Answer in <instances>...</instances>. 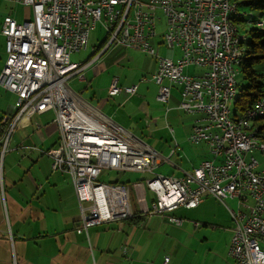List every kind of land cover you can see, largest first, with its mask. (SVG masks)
Wrapping results in <instances>:
<instances>
[{
    "label": "built area",
    "instance_id": "1",
    "mask_svg": "<svg viewBox=\"0 0 264 264\" xmlns=\"http://www.w3.org/2000/svg\"><path fill=\"white\" fill-rule=\"evenodd\" d=\"M33 8V18L18 23L8 16L1 33L6 38L7 59L0 87L15 94L13 111L2 118L0 176L7 145L18 127L30 124L33 115L51 109L60 141L46 153L52 170L71 176L81 209L80 229L133 219L138 216H176L181 207L197 208L204 197L238 200L245 211L232 210L233 236L229 255L235 264H264V168L255 157H264L261 134L234 132L229 126L230 96L239 83L236 65L238 32L226 28V14L238 12L237 2L225 0H12ZM106 30L95 49V60L111 47L125 46L155 56L153 80L159 85L157 100L167 105L171 85L181 86L179 109L200 114L189 134L196 146L205 145L210 159L182 177L157 174L134 183V203L129 187L99 180L103 169L153 173L161 155L79 98L68 82L84 79L85 63H72L71 55L88 46L98 24ZM164 25L160 54L151 40ZM264 29V23L256 25ZM94 60V61H95ZM197 68L194 74L186 68ZM166 81L171 85H167ZM138 86L122 87L114 78L109 96L133 95ZM170 109H168L169 111ZM264 119V98L243 110L244 120ZM6 132L5 126L10 124ZM41 129L40 125H37ZM165 258L164 264H169Z\"/></svg>",
    "mask_w": 264,
    "mask_h": 264
},
{
    "label": "rangeland",
    "instance_id": "2",
    "mask_svg": "<svg viewBox=\"0 0 264 264\" xmlns=\"http://www.w3.org/2000/svg\"><path fill=\"white\" fill-rule=\"evenodd\" d=\"M237 1L239 3L243 2V0ZM239 10L246 29L254 28L257 25L256 22L264 20V14L259 11L251 12L240 5ZM7 16L14 18L18 23H23L33 18V8L12 0H0V60L2 59L4 63L7 58L5 52L6 38L1 36V25ZM164 31V25H159L158 35L151 40V43L156 48L157 43L161 41V34H163ZM105 37L106 30L99 23L90 34L87 48L71 55L70 59L72 63L89 64L84 73L86 81L81 80L80 76H75L69 80L68 85L74 93L81 96L85 101L90 102L94 92L100 95V92L103 91L104 96L109 89L108 83L110 82L111 84L116 76L121 77V84L124 86L139 84V89L135 95L125 93L120 97L114 98L113 96L110 99H115L116 104L120 105V108L125 110L130 118H132L131 121H129L130 118H127L120 124L125 130L137 137L141 136L144 118L146 116L150 118L149 114L143 109L140 101L145 102L150 108V111H159L161 117H163V119H161L162 122L167 125L165 111L175 102L174 94H178L179 102L177 99V109L183 113V111L179 109L181 102V86L171 85L174 86L172 89L173 98L168 107L156 100L157 94L154 92V88L159 85L153 80L154 68L156 67L157 61L155 56L137 48L114 45L102 57L96 60L95 57L92 59L95 49L101 46ZM101 49L100 52L103 51L104 46ZM160 54H167V50L163 46H161ZM256 70L264 74V63L256 66ZM196 71L197 68L195 67L186 68V73L194 74ZM238 83L239 88L249 85V82L244 80L241 76L238 78ZM82 91L83 93L81 94ZM16 101L17 96L15 94L0 87V118H4L7 115L8 105L14 106ZM111 103H113V101ZM232 109L233 111L235 110L234 107H232ZM105 111L106 112L103 111L104 114L110 113L109 105L105 108ZM54 118L55 113L49 109L45 112L33 115L29 125L18 127L7 145L3 161V177L6 179V183H10L9 178H12L13 183L17 185L15 188L16 192L27 189L29 194L27 198L31 201H33L32 197L34 195H37L38 199L39 196L41 198L43 197L40 204L46 213L47 229L49 232L54 231L56 226L55 221L60 219L62 214L66 215L65 213L68 212L67 209H72L81 216V209L77 197L72 195L74 186L71 176L67 173L54 172L52 170V158L46 153L51 147L57 146L60 141ZM111 118L117 123H119L117 120H122L117 112H115V116ZM0 124L2 125V122H0ZM169 124L171 128H178L176 122L173 121L170 116ZM37 125H40L42 128L38 129ZM10 126L11 123L5 126L6 132L9 130ZM141 137L144 138L146 143L157 148L159 151L158 153H161L165 157L170 155V152L174 150L176 145L173 134L167 132V130L160 131L154 136L149 135V133L145 131ZM201 148V146L193 145L189 141L188 135L187 138L185 137L181 140L180 146L175 149L176 154L171 156L172 158H170V161L175 165L183 164L187 169L191 167L193 163L198 164L201 161V151H203ZM255 157L262 165V168H264L263 155L259 152H255ZM180 173L182 172L176 167H173L170 163H164L153 173L103 169L99 180L107 183H129L128 187L130 194L132 195L134 203L137 204V196L133 187L134 182H144L145 179L151 178L157 174H161L164 177H178ZM144 187L146 188L145 185ZM147 194L149 195V193ZM61 208H64V211L61 210ZM232 210L236 212L239 210L245 211V207L239 204L238 200L228 199L223 202L213 195L205 196L204 203H202L201 207L198 209L187 210L181 207L175 211L174 214L185 219L184 226H177L168 220L170 223H167L171 226L170 229H168L166 233L161 232V234H157L156 241L154 244H150L148 253H160L164 249V242L177 240L182 247L183 256L185 255L182 264H193L197 258H205L204 263L207 261L208 264H235L229 255V250L228 254L215 253L213 249L214 243L208 246L205 241L195 234V230L192 227L194 222H198L201 229H204V224L206 223L210 226L208 228L209 231H211L215 225L216 228H214V230L218 231L222 236L231 230V245L234 229ZM153 217L156 221L164 220L162 219L164 218L162 215H154ZM100 226L103 225H99L98 227ZM158 244L161 245L158 246ZM112 245V250H114V247H117L116 250L118 253L122 250L124 252L122 247H118V236L113 240ZM163 253L165 252L163 251ZM196 253H199L200 257H197ZM150 259L151 258H149V260Z\"/></svg>",
    "mask_w": 264,
    "mask_h": 264
},
{
    "label": "crops",
    "instance_id": "3",
    "mask_svg": "<svg viewBox=\"0 0 264 264\" xmlns=\"http://www.w3.org/2000/svg\"><path fill=\"white\" fill-rule=\"evenodd\" d=\"M1 36L5 37L2 33ZM160 43L161 41L157 43L159 51L161 49ZM5 52L7 54L6 45ZM4 64V61L1 59L0 73L4 67ZM157 68L158 62L156 61L154 73L156 72ZM115 78L119 79L120 86L130 87L121 84L120 76H116ZM83 80H85V76ZM166 84L171 85L168 81H166ZM109 85H111L110 82L108 83V87H110ZM137 86L138 91L139 84H137ZM173 87L174 86H172V89ZM172 89L169 103L166 105L167 107L173 98ZM158 90L159 86L154 88V92H156L157 95ZM82 93L83 91L81 94ZM100 93L101 94L99 95L94 92L90 102L85 101L81 98V96L77 95L76 93L75 94L94 109L98 110L99 112L102 111L101 113L111 120H113L111 117H114L115 112H117L122 120H117L119 123L115 122L114 120L113 121L122 126L120 123H122L127 118H130L129 114L125 110H122L120 105L116 104L115 99L110 100L113 96H109L108 92L105 94L106 97L105 95L103 96V91ZM122 94L124 95L125 93L114 96V98L120 97ZM174 95L175 102L171 104L170 107H168V109H170L169 111L168 109L165 111L167 125L162 122L161 119H163V117H161L159 111H150L148 105H146L145 102L140 101L143 109L150 116V118H148L145 115L146 117L143 120L141 136L145 131L151 136H154L156 133L164 130H167V132L173 134V138L176 141L175 148L170 152V155H167V157L160 153L161 162L160 165L156 167V169L164 163H170L173 167H176L180 172H182L178 176L182 177L186 173H191L204 160L210 159V155L207 147L202 144L199 145L202 147L201 150H203L201 151L202 159L198 164L193 163L191 167L186 169L183 164L175 165L170 161V158H172L171 156L176 154L175 149L180 146L181 140H183L185 137H188L193 126L199 119L202 118V115L200 114H188L185 112H183L185 113L183 114L180 112L177 109V99L179 102V96L178 94ZM112 101L113 103H111ZM108 105L110 108V113L105 114L109 115L110 117L103 113V111L106 112L105 108ZM13 111H15L14 106L9 104L6 114H10ZM169 116L173 121L176 122L178 128L170 127ZM2 118H0V122ZM131 119L132 118H130L129 121H131ZM27 125L29 124H25L24 126ZM141 136H139L140 138L137 136L134 137L149 145ZM154 149L159 152L157 148ZM9 180L10 183H6V179L4 177L1 178L0 176V264H164L165 258L167 257L170 258L169 264H182L185 255L183 256L182 247L180 242L177 240L168 241L166 243L164 242V249L160 253H148L150 244H154L156 241L157 234L159 235L161 232L166 233L168 229H170L171 226L167 223L169 222L167 216H163L164 218L162 219L164 220L159 221L153 219L154 215L152 217L144 216V219H128L109 223L107 225L103 224V226L100 227H91L87 231H79L81 216H79L72 209H67L68 212L65 214L68 216L62 214L60 219L55 221L56 226L54 231L49 232L47 229L46 213L40 204V202L43 200V197L41 198L39 196L38 199V196L34 195L32 197L33 201L28 200V190L23 189L22 191L16 192L15 188L17 185L13 183L11 177ZM134 183H141L144 185L143 182ZM123 184L128 186L129 183ZM143 189L146 192L148 200L150 201L151 195L147 194L149 192L145 187ZM73 190L75 192V189ZM74 192L72 195L76 196V193ZM202 203H204V201ZM201 204L195 209L201 207ZM61 210L64 211V208H61ZM184 224L185 219L183 225L180 227H183ZM192 227L195 230V234L205 241L208 246H211L212 243H214L213 249L215 250V253L228 254L232 232L231 230L222 236L218 231L214 230V228H216L215 225L211 231H209L208 228L210 226L206 223L204 224V229H201V226L198 222H194ZM117 236L119 240L118 247H122L124 252L122 250L120 253H118L116 250L117 247H114V250H112L113 240ZM159 245L161 244H158V246ZM163 251L165 253H163ZM196 256L200 257L199 253H196ZM149 258L151 259L149 260ZM204 259L205 258H197L193 264H208L207 261L204 263Z\"/></svg>",
    "mask_w": 264,
    "mask_h": 264
},
{
    "label": "trees",
    "instance_id": "4",
    "mask_svg": "<svg viewBox=\"0 0 264 264\" xmlns=\"http://www.w3.org/2000/svg\"><path fill=\"white\" fill-rule=\"evenodd\" d=\"M239 5L247 8L251 12L259 11L264 14V0H243L241 3L237 1L239 17L233 18L234 23L240 27V31L245 37L243 41L244 55L240 65V76L244 80H247L249 85L239 88L240 98L237 101V106H239L240 110H246L256 100L264 98V74L256 70V66L264 63V29L257 27L246 29L244 27V21L241 19ZM101 48H99L98 52ZM96 54H93L92 59ZM3 134L4 124L0 127V138ZM141 218L144 219V216L133 218L132 220Z\"/></svg>",
    "mask_w": 264,
    "mask_h": 264
},
{
    "label": "bare ground",
    "instance_id": "5",
    "mask_svg": "<svg viewBox=\"0 0 264 264\" xmlns=\"http://www.w3.org/2000/svg\"><path fill=\"white\" fill-rule=\"evenodd\" d=\"M225 1L237 2V0H225ZM236 17H239L238 12H228L226 14V28L228 30H234L238 32L236 35V48L237 51H239L240 53V58L236 65V74H237V78H239L240 65L243 61V55H244L243 41L245 37L240 31V27L236 25L233 21V18ZM263 23L264 20H259L258 22H256L257 25H261ZM239 98H240V91L238 85L234 94L230 96L229 126L234 132H248L250 129L256 134H261V145H264V119H260V117H253L252 119L244 120L243 123L242 121L243 110H240L239 106H237V101L239 100ZM232 107L235 108L234 111Z\"/></svg>",
    "mask_w": 264,
    "mask_h": 264
}]
</instances>
